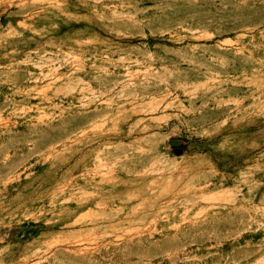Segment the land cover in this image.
Here are the masks:
<instances>
[{
  "label": "rangeland",
  "instance_id": "1",
  "mask_svg": "<svg viewBox=\"0 0 264 264\" xmlns=\"http://www.w3.org/2000/svg\"><path fill=\"white\" fill-rule=\"evenodd\" d=\"M0 264H264V0H0Z\"/></svg>",
  "mask_w": 264,
  "mask_h": 264
},
{
  "label": "water",
  "instance_id": "2",
  "mask_svg": "<svg viewBox=\"0 0 264 264\" xmlns=\"http://www.w3.org/2000/svg\"><path fill=\"white\" fill-rule=\"evenodd\" d=\"M177 151H178V152H180V151H181V149H180V148H178V149H177Z\"/></svg>",
  "mask_w": 264,
  "mask_h": 264
}]
</instances>
